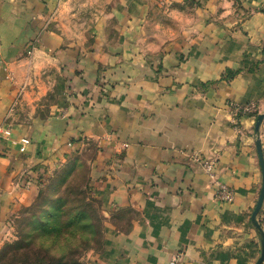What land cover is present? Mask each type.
I'll return each mask as SVG.
<instances>
[{"label":"crops","instance_id":"obj_1","mask_svg":"<svg viewBox=\"0 0 264 264\" xmlns=\"http://www.w3.org/2000/svg\"><path fill=\"white\" fill-rule=\"evenodd\" d=\"M258 115L264 0H0V246L32 191L21 174L89 153L88 264H254Z\"/></svg>","mask_w":264,"mask_h":264},{"label":"rangeland","instance_id":"obj_2","mask_svg":"<svg viewBox=\"0 0 264 264\" xmlns=\"http://www.w3.org/2000/svg\"><path fill=\"white\" fill-rule=\"evenodd\" d=\"M194 10L190 6L183 15L173 10L172 17L195 18ZM89 155L54 163L44 172H35L34 178L30 172L21 174V183L32 181V191L9 217L0 246V252L10 250L5 248L8 245L14 250L18 260L13 264H88L99 251L100 212L88 187Z\"/></svg>","mask_w":264,"mask_h":264},{"label":"water","instance_id":"obj_3","mask_svg":"<svg viewBox=\"0 0 264 264\" xmlns=\"http://www.w3.org/2000/svg\"><path fill=\"white\" fill-rule=\"evenodd\" d=\"M264 119V115H258L256 118V122H255V132H258L259 126L262 122V120ZM255 148H256V152H257V156H258V161H259V166H260V171H261V185H260V190H259V194H258V198L256 201V204L252 210L251 216H250V220L252 223V226L255 228L258 238H259V245H260V254L258 259L256 260V262L254 264H262V262L264 261V233L257 221V215L259 214V211L261 209L263 200H264V160H263V155H262V151H261V143H260V139L257 136L254 142Z\"/></svg>","mask_w":264,"mask_h":264},{"label":"built area","instance_id":"obj_4","mask_svg":"<svg viewBox=\"0 0 264 264\" xmlns=\"http://www.w3.org/2000/svg\"><path fill=\"white\" fill-rule=\"evenodd\" d=\"M10 135V131L8 128L5 127H0V141L2 140H6ZM29 140L24 138L21 139L19 141V151L21 153H23L26 149V147L29 145ZM202 168L204 169L205 173L210 177L213 178V168H214V164L212 161L210 160H202L200 161ZM214 186H215V191H214V200L220 202V203H231L232 199H233V192L232 190L215 181L214 182ZM178 255H176L175 257L172 258V260L170 261V264H175V261L178 259Z\"/></svg>","mask_w":264,"mask_h":264},{"label":"trees","instance_id":"obj_5","mask_svg":"<svg viewBox=\"0 0 264 264\" xmlns=\"http://www.w3.org/2000/svg\"><path fill=\"white\" fill-rule=\"evenodd\" d=\"M100 212V211H99ZM100 214V213H99ZM100 245L99 248H101V237H102V232H101V216H100ZM5 248H8L10 250L6 251L3 250L0 252V262L2 261L1 264H13L12 262H15L18 260V258L14 255L12 248L10 245L5 246ZM21 249L20 247H18L16 250ZM100 250V249H99ZM13 260V261H12ZM60 264H64V263H60ZM67 264V263H66ZM68 264H79L77 262H72V263H68Z\"/></svg>","mask_w":264,"mask_h":264}]
</instances>
